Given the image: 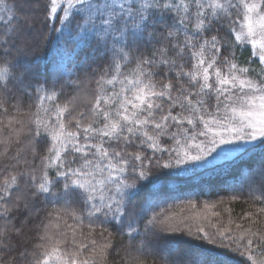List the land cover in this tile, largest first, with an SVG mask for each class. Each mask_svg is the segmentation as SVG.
Instances as JSON below:
<instances>
[{
    "label": "snow or ice",
    "instance_id": "obj_1",
    "mask_svg": "<svg viewBox=\"0 0 264 264\" xmlns=\"http://www.w3.org/2000/svg\"><path fill=\"white\" fill-rule=\"evenodd\" d=\"M72 37L42 76L28 53ZM257 150L247 224L162 206L164 170ZM262 220L264 0H0V264H264Z\"/></svg>",
    "mask_w": 264,
    "mask_h": 264
},
{
    "label": "trees",
    "instance_id": "obj_2",
    "mask_svg": "<svg viewBox=\"0 0 264 264\" xmlns=\"http://www.w3.org/2000/svg\"><path fill=\"white\" fill-rule=\"evenodd\" d=\"M58 43L60 55H57L56 42L49 45L43 40L28 53L29 58L39 57L36 63L41 65L42 76L51 73L53 79H55V73L59 65L60 70L67 78L69 70L75 71L77 65L84 58V52L81 51L84 46L78 44L74 37L69 38L66 42L59 41ZM73 45L76 46L73 48ZM82 95H87V92L85 91ZM64 99V97H61L58 103H63ZM260 159L261 156L259 150H257L245 153L242 156L236 155L228 161L214 163L206 170L197 168L195 173H189L188 175L177 176L175 172L164 170L160 173L158 182L168 187L172 194L162 198V201H166L162 206L168 208L170 213L193 214L195 210L188 203L189 200H192L197 202L195 209H203V213L207 215L210 213L211 215V217H204L203 222L193 220L195 223H208L211 221L216 223L218 227H234V224L229 225V220H232L247 224V220L242 219L245 213L255 212L260 205L249 202L247 196L233 201L230 196V186L238 184L239 181L236 178L252 171L253 166L257 165ZM204 204L216 205V207L204 208ZM213 212H219L220 216L214 217ZM259 226L264 227V220L261 221ZM123 255L122 251L119 256L113 253L107 264H123ZM147 264H152L151 258H147ZM230 264H235V262L232 261Z\"/></svg>",
    "mask_w": 264,
    "mask_h": 264
},
{
    "label": "rangeland",
    "instance_id": "obj_3",
    "mask_svg": "<svg viewBox=\"0 0 264 264\" xmlns=\"http://www.w3.org/2000/svg\"><path fill=\"white\" fill-rule=\"evenodd\" d=\"M233 158V157H232ZM221 161H225V160H223V159H218L215 163H218V162H221ZM193 210H195L194 211V213L193 214H191V213H187V214H185V215H188V216H191V217H193V220H198V221H200V222H203V219H204V217H211V215H210V213H208V215L207 214H205V213H203V209H193ZM190 211V210H189ZM201 214H204V215H201ZM176 219L178 220V219H180V216L178 215V216H176Z\"/></svg>",
    "mask_w": 264,
    "mask_h": 264
}]
</instances>
